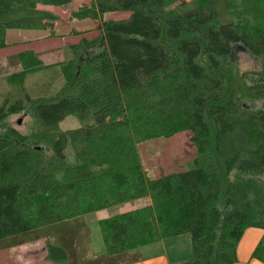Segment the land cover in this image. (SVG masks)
<instances>
[{
  "label": "trees",
  "instance_id": "1",
  "mask_svg": "<svg viewBox=\"0 0 264 264\" xmlns=\"http://www.w3.org/2000/svg\"><path fill=\"white\" fill-rule=\"evenodd\" d=\"M71 1L0 0V48L10 29L53 25L39 5ZM71 16L100 17L101 36L82 35L53 64L20 50V69L4 76L0 239L149 198L97 220L107 254L187 234L190 255L176 264H242L239 239L255 227L251 257L264 262V0H98ZM239 46L259 69L238 68ZM53 66L58 91L28 95L27 74ZM20 112L28 132L5 124ZM67 115L86 122L58 130ZM185 130L195 147L188 168L147 177L138 143Z\"/></svg>",
  "mask_w": 264,
  "mask_h": 264
},
{
  "label": "rangeland",
  "instance_id": "2",
  "mask_svg": "<svg viewBox=\"0 0 264 264\" xmlns=\"http://www.w3.org/2000/svg\"><path fill=\"white\" fill-rule=\"evenodd\" d=\"M98 0H72L64 7L39 5L42 10L52 11L57 18L53 21L52 26L42 28L29 29H10L6 33L7 46L0 48V102L3 96L8 94L9 85L5 82L4 76L20 69L16 53L23 49L31 48L35 54L44 59V61L57 62L66 61L72 57V52L69 50V45L77 42L83 35L86 38H93L97 35L101 36V30L97 27L101 22L98 19L85 18L77 19L71 16L73 9H78L79 6L88 5L90 2ZM104 2H113L116 0H101ZM189 1V0H179ZM128 13H111L104 14V18L109 17L121 18L127 17ZM83 31L82 34L73 35L72 31ZM85 30V31H84ZM56 33V34H54ZM101 41V39H100ZM237 57L238 68L241 71L259 69V62L246 49L237 47L235 50ZM63 85V77L57 66L39 70L37 72L27 74L24 81L25 92L31 97L51 96ZM256 105L263 106L264 100H259ZM86 121H82L74 115H67L57 124L58 130H67L81 127ZM5 124L10 125L22 132H28L30 128V119L24 112H20L9 116L5 120ZM1 131V127H0ZM190 131H180L171 136H161L150 140L138 143L137 151L141 162L142 169L149 178H156L171 171L186 170L190 161L195 156V147L190 140ZM150 203L149 198H140L127 203L115 205L103 209L100 213L85 214L81 220L85 223L86 228L90 232L92 245L95 248L98 244L100 252H104L105 248L100 239V231L97 223V218L106 217L116 213H120L129 209L139 207ZM100 215V216H99ZM99 216V217H98ZM260 230L261 229H256ZM253 229H248L244 232L240 246L246 244L248 247L246 255L251 256L255 244L259 241V237L255 241L254 237H250ZM69 247V255L76 257L77 254L70 248L71 240H65ZM86 243H84L85 245ZM250 246V248H249ZM94 248V250H95ZM159 245L151 243L146 247L137 249L131 253L130 258L134 259L138 255L149 256L158 253ZM83 251H86L84 248ZM133 251V250H132ZM80 254L79 256H81ZM64 261V260H63Z\"/></svg>",
  "mask_w": 264,
  "mask_h": 264
},
{
  "label": "crops",
  "instance_id": "3",
  "mask_svg": "<svg viewBox=\"0 0 264 264\" xmlns=\"http://www.w3.org/2000/svg\"><path fill=\"white\" fill-rule=\"evenodd\" d=\"M39 58L44 64H53V62ZM57 62H60V60ZM102 210L91 213H100ZM83 216L0 239V264H176L190 255V244L187 234H179L154 242V244L159 245V251L148 257L138 255L134 259L130 258L131 253H134L135 250L151 244L118 254H107L106 251L100 252L98 244L96 248L95 245H92L90 232L85 229V223L79 220ZM101 218L105 217H99L96 220ZM248 229H253L249 236L254 237V242H256V239L262 233L260 230H256L258 228L255 227L247 228L244 232ZM243 234L237 245V260L242 264H264L263 261H258L251 256L248 257V254L246 255L248 249L246 244L248 242L242 247L240 246ZM67 239L72 241L70 248L77 254L76 257L69 255L67 242L64 243ZM84 243L86 244L84 245ZM84 248H86V251H83ZM80 254L82 255L79 256Z\"/></svg>",
  "mask_w": 264,
  "mask_h": 264
}]
</instances>
